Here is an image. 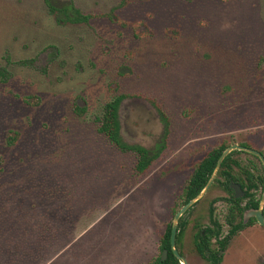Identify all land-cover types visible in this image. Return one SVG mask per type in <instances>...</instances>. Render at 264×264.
<instances>
[{
	"label": "rangeland",
	"instance_id": "374dc122",
	"mask_svg": "<svg viewBox=\"0 0 264 264\" xmlns=\"http://www.w3.org/2000/svg\"><path fill=\"white\" fill-rule=\"evenodd\" d=\"M71 1L89 24L57 23L43 0H0L1 189L67 188L73 237L47 264H144L202 157L222 143L264 154V0ZM119 94L123 142L157 154L142 175L93 122ZM204 197L184 219L207 224L219 198L222 221L226 194ZM221 264H264V226L240 231Z\"/></svg>",
	"mask_w": 264,
	"mask_h": 264
},
{
	"label": "trees",
	"instance_id": "16d2710c",
	"mask_svg": "<svg viewBox=\"0 0 264 264\" xmlns=\"http://www.w3.org/2000/svg\"><path fill=\"white\" fill-rule=\"evenodd\" d=\"M43 1L48 12L55 13L59 23H87L90 18V15H82L71 3L55 7L51 4L52 0ZM26 63L28 62L20 61L18 64ZM8 76V72L1 68L0 81L4 83ZM124 96V94L115 95L101 108L98 130L118 148L119 152L130 153L135 157L134 170L142 175L156 160L157 154L141 147L130 149L119 143L117 108L119 100ZM23 100L27 101L28 97ZM162 116L165 115L162 113ZM10 134L7 144L12 146L17 139L16 133ZM230 145V143L220 144L197 162L182 190L181 207L202 191L221 153ZM240 145L252 148L247 143ZM162 148L159 147L157 153ZM231 183L241 187L244 192L242 198H235L229 188ZM2 186L3 183L0 181V264H47L68 245L73 237L71 225L74 215L69 209L70 195L67 188L62 183L51 181L50 184H42L35 188L37 194L20 199L13 198V190L1 189ZM216 188L228 194V198L222 199L225 202L223 220L219 221L215 216L214 203L218 200L212 201V204L209 203L207 206V224L199 223L196 218L184 219L193 208L206 200V197H203L179 220L175 239V247L181 256L185 257L187 254L197 256L204 264H221L230 241L255 222L254 219H250L243 224V214L248 209L258 208L264 191V168L260 160L246 152H231L223 160L209 192ZM187 229L192 232L188 249L185 251L184 237ZM170 232L171 223L161 237L158 246L160 254L144 264H181L171 251ZM164 250L167 251V255L162 261Z\"/></svg>",
	"mask_w": 264,
	"mask_h": 264
},
{
	"label": "water",
	"instance_id": "95a60500",
	"mask_svg": "<svg viewBox=\"0 0 264 264\" xmlns=\"http://www.w3.org/2000/svg\"><path fill=\"white\" fill-rule=\"evenodd\" d=\"M233 151H242V152H246V153H249L251 155H254L255 157H257L260 160V162L264 168V155L260 151H257L255 149L245 147L242 145H238V144H232L223 150V152L221 153L220 157L217 160L215 169H214L211 177L209 178L207 184L205 185V187L202 189V191L196 197H194L189 202H187L183 207H181V209L174 215V217L171 221L170 248H171V251L174 254V256L178 260L181 261V264H187V261H186L185 257L181 256L178 253V251L175 247V239H176V235L178 232V223H179L180 217L188 209H190L196 202L200 201L205 196V194L208 192L211 185L213 184L214 180L216 179L218 171L220 169V166H221L223 160L226 158L227 155H229ZM230 188L233 190L235 198H242L244 196V192L242 191L241 187L238 184L231 183ZM263 208H264V191L262 193L258 208L257 209H248L244 212L243 224H246L251 218H254L257 224L264 226ZM166 255H167V251L164 250L162 252V257H161L162 261L165 260Z\"/></svg>",
	"mask_w": 264,
	"mask_h": 264
},
{
	"label": "flooded vegetation",
	"instance_id": "af4514ba",
	"mask_svg": "<svg viewBox=\"0 0 264 264\" xmlns=\"http://www.w3.org/2000/svg\"><path fill=\"white\" fill-rule=\"evenodd\" d=\"M64 3H71V4H73L72 3V1L71 0H68V1H65ZM63 3V4H64ZM45 4V3H44ZM62 5V4H61ZM73 6H74V4H73ZM57 7V6H56ZM75 7V6H74ZM76 8V7H75ZM77 9V8H76ZM81 13V12H80ZM82 14V13H81ZM82 15H85V14H82ZM54 17H55V20H56V22L57 23H59L58 21H57V16L55 15V13H54ZM109 19H111L112 21H116V19L114 20L111 16L109 17ZM90 20H91V16H90V18H89V20H88V22L87 23H78V24H72V23H60V24H70V25H87V24H89V22H90ZM48 48H50V47H48ZM53 48V47H52ZM51 48V49H52ZM55 55H57V50H55ZM32 62V60H27V62ZM126 99H127V95H125L123 98H121L120 100H119V102H118V108H117V121H118V141H119V143H121V144H123L125 147H127V148H130V149H132V148H135V147H141V148H143L142 146H140V145H135V144H127V143H124L123 142V139H122V109H123V105H124V103H125V101H126ZM139 100V99H138ZM80 110V109H79ZM84 110V108H82V110H81V112ZM100 111L98 112V113H95L94 115H93V122L97 125V133L98 134H100L102 137H104L103 135H102V133H100L99 132V130H98V125H100ZM105 138V137H104ZM106 140H107V142L109 143V145L110 146H112L115 150H117V151H119L118 150V148L115 146V145H113L107 138H105ZM246 147V146H245ZM143 149H145V148H143ZM148 151V150H147ZM121 153V152H120ZM122 154H124V153H122ZM193 172V171H192ZM192 174V173H191ZM190 177V176H189ZM214 183V182H213ZM212 186V185H211ZM229 188H230V184H229ZM231 189V188H230ZM232 190V189H231ZM209 191V190H208ZM222 192H224L223 190H221ZM232 192H233V190H232ZM225 193V192H224ZM207 194V193H206ZM205 194V195H206ZM226 194V193H225ZM233 194H234V192H233ZM224 198H228V194H226V197H224ZM219 198H216V199H213V200H211L209 203L210 204H212V201H215V200H218ZM209 203H208V205H209ZM214 203V202H213ZM216 203H214V205H215ZM184 206V205H183ZM182 206V207H183ZM214 208H215V216H216V207L214 206ZM181 209V208H180ZM179 209V210H180ZM178 210V211H179ZM178 211H176V213L178 212ZM188 211V210H187ZM186 211V212H187ZM185 212V213H186ZM175 213V214H176ZM183 214L181 217H180V219L183 217V216H185L186 214ZM217 219H218V217H217ZM251 219H254V218H251ZM219 220V219H218ZM255 220V219H254ZM220 221V220H219ZM256 222V221H255ZM254 222V223H255ZM179 224V223H178Z\"/></svg>",
	"mask_w": 264,
	"mask_h": 264
}]
</instances>
